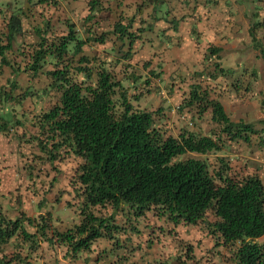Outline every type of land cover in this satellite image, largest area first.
Masks as SVG:
<instances>
[{"label": "trees", "instance_id": "16d2710c", "mask_svg": "<svg viewBox=\"0 0 264 264\" xmlns=\"http://www.w3.org/2000/svg\"><path fill=\"white\" fill-rule=\"evenodd\" d=\"M81 1V30L68 20L62 34L53 33L51 24L50 13L59 5L58 0L30 2L32 10L8 6L0 10L1 23H5L0 26V77L6 69L10 71L0 85V139L33 148L29 156L19 155L21 167L18 164L11 177L28 178L34 192L40 189V174L35 171L38 163L54 166L72 158L76 167L69 185L74 201L67 206L79 210V220L63 231L52 226L50 210L33 217L22 211L16 217L0 212V264H39V257L41 264H46L57 261L55 254L75 260L98 239L113 240V234L122 232L136 238L143 234L145 242L141 243L149 247L154 237L145 234L143 228L152 216L166 219L173 227L206 230L213 238V256L224 258V264H264V240L260 241L264 238V184L260 170L248 168L245 162L243 170L236 168L243 157L235 152L233 159L206 157L235 144L250 147L257 143L261 151L264 149V125L257 131L252 124L232 122L219 100L223 93L239 95L241 100L249 98L258 73L246 67L240 72L226 68L220 62V48L196 43L201 48L194 54V62L203 68L192 70L193 82L187 85L178 110H194L198 118L208 114L213 127L207 135L182 130L173 137L157 120L161 109L140 110L132 102L150 94L152 79L160 76L150 61L139 66L141 71L148 70L152 79H142L134 72L119 79L105 59L85 50L89 45H103L110 36L119 46L111 50L122 53V60L114 62L131 61L135 43L147 42L143 36L153 31L155 22L169 23L177 32L178 23L166 18L170 11L155 9L166 1L142 0L133 16L120 15L109 31L100 33L95 29L104 12L111 10L110 0ZM192 1L176 3V8L185 4L192 12L188 7ZM151 6L148 20L143 15ZM191 30L197 42L199 30ZM259 34L264 38V21L258 20L250 27L249 37L264 69ZM105 53L107 59L110 53ZM21 75L31 82L44 78L46 86L40 90L30 84L22 88ZM172 76L184 77L181 70ZM124 80L131 85L126 86ZM132 87L134 93L130 95ZM34 99H46V105L39 112L25 113L24 101ZM16 107H21L19 116ZM190 154L206 158H190ZM55 182L54 175L49 183ZM122 206L126 224L117 225L115 215ZM107 208L111 212H106ZM142 224L145 226L140 227ZM185 248L193 253L192 244ZM49 250L54 253L44 255ZM187 256L192 264L207 258L205 253Z\"/></svg>", "mask_w": 264, "mask_h": 264}, {"label": "rangeland", "instance_id": "374dc122", "mask_svg": "<svg viewBox=\"0 0 264 264\" xmlns=\"http://www.w3.org/2000/svg\"><path fill=\"white\" fill-rule=\"evenodd\" d=\"M29 1L35 4L38 0H8V3L11 7L22 8L24 5L30 3ZM240 2L242 5H240L238 9L240 13L242 11V14H237V19L240 20L241 25H244L246 16H249V14H243V7L250 12L253 11V7L256 4L255 2H250L249 0H241ZM116 4V1L113 0L110 4L111 10H109L108 13L105 11L101 18H99L100 24L95 29L96 33L109 31L110 26L117 20L119 17L118 14H120L122 10L117 8ZM130 5L132 8L131 10L126 9L125 16H133L132 1L130 2ZM55 7L57 6L55 5ZM58 7L59 8L51 10L52 32L55 34L66 33V17H69L68 19L70 22L76 23L77 28L81 30V22L79 21L84 15L83 5L77 0L75 1L72 10L70 9L72 7L70 4H59ZM257 8L261 9V12H258L257 14L260 16V21H264L263 0L259 2ZM106 13L107 15L105 16ZM148 13L149 10H145L143 16L149 20L150 18L147 16ZM147 37H149L148 34L143 36L144 41H147L145 44L135 43V52H133L132 60L126 63L119 62V64H116L114 62L117 58L122 60V53L116 52L114 49L111 50L112 48H118L119 46L114 45V40L110 36L106 37L103 45H89L85 48V50L90 55H97L102 59H105L108 62L109 69L113 73H116L119 76V79H122L124 75L129 74L130 72H134L135 74L137 73L143 77L142 79H152L148 70L141 71L139 66L141 63L143 64L150 61L153 67L152 69L157 71V73H160V76L159 78L157 77L152 79V92L150 94H145L138 102L132 100L133 105L140 110H147L150 112L161 109L162 115L157 116V120L162 123L164 130L166 129L168 134L173 137L179 135L182 130H187L194 134L200 133L201 135H207L208 131L213 127L208 114L198 118L194 110H191V112H186L185 110L182 112L178 110L183 94L188 92L187 85L193 82V79L191 78L193 72L192 70L197 69L200 71L203 66L196 65V63L193 62V52L188 46L181 47L180 44L173 46H159L157 44L149 46L148 44H150V41ZM245 37L246 36H242L240 45H237L236 47H223V52L220 58L222 60L221 65L226 68L231 67L236 69L237 72H240L246 67L249 70H253L258 73V79L253 82L252 94L249 98L241 100L239 95L236 97L235 95H227L226 93H223L219 96V100L232 122L252 124L254 129L260 131L262 129V124L264 125V104H262V100L264 99L263 62L259 57L258 51L253 48L250 38L249 43L244 42L243 39ZM261 37V34L257 35L259 42L264 47V38ZM27 38L28 37H25V41L28 43L30 40ZM137 49L139 50L138 52ZM196 49L200 52L198 47ZM230 49H235L237 52L231 56L229 53ZM105 51L110 53V56H108L107 59ZM160 68H164L165 71L160 72ZM179 70H181L184 77L180 78L179 76L177 78H173L174 76L172 75ZM9 73L10 71L6 69L4 75L9 76ZM4 75L3 78L0 77V85L3 84ZM44 80V78H40L31 82L28 80L26 75L20 76V84L22 88H25L26 85L30 84L34 86V89L40 90L46 86V82ZM124 84L126 86L131 85L130 81L125 80ZM129 90L130 95H132L134 93L133 87ZM45 105L46 99L44 102H37V99H34L32 101H24L22 107L24 112L28 113L31 110L39 112V110L43 109ZM20 111L21 107H16L15 113L17 116H19ZM252 145L253 146L247 147L245 145L235 144L231 149L225 148L221 152L210 153L206 157L208 160L213 159L216 155L233 159L234 152L240 154L244 161L242 160L241 163L238 162L236 168L243 170L244 168H242V166L245 162V164L249 165L248 168L259 169L260 176L264 184V149L261 151L260 144L254 143ZM240 146L244 147L239 150ZM261 147L264 148V144ZM29 152L33 153V148L31 146H24V143L21 142L18 144V142L14 140L8 141L6 138L2 140L0 139V199L3 200L5 206L10 208L11 216L14 214L18 215V211H22L30 217H33L38 213H45L46 210H50L51 224L53 227H56L59 230L69 228L74 224V222L79 220L78 208H69L67 206V203L74 201L72 200L73 193L71 191L72 188L69 185V179L73 175L74 168L76 167L75 161L72 158H68L63 162L54 164V166L44 162L38 163L39 166H36L37 168L35 171L40 174V181L37 182L40 189L33 192L30 182L27 181L28 178L20 177L19 179L11 177L13 170L18 167V164L19 167H21L19 155H21V153H25L26 156H29ZM188 156L195 159L206 158L195 154H190ZM32 164L35 165L33 162ZM54 175L56 182L51 185L49 182ZM43 199L44 202H42ZM193 227L194 226L190 227L191 234L198 230L195 228L196 226L194 228ZM152 232L157 233V231H153L152 228L147 227V233L145 232V234L150 235L152 238L154 237V233ZM157 239V237H154L153 241L156 242ZM136 240L139 241L140 238H136ZM263 240L264 238L260 241ZM119 244L124 246V242H120ZM194 246L195 245H192L193 250ZM206 254L209 253L206 252ZM216 264H224V258L219 257Z\"/></svg>", "mask_w": 264, "mask_h": 264}, {"label": "crops", "instance_id": "0c3cea01", "mask_svg": "<svg viewBox=\"0 0 264 264\" xmlns=\"http://www.w3.org/2000/svg\"><path fill=\"white\" fill-rule=\"evenodd\" d=\"M75 1L77 0H58L60 5L70 4L72 6L70 8L71 10L74 7ZM78 1L80 3L82 2L81 0ZM112 1L113 0H110V4L112 3ZM115 1L117 3V8L122 10V12L118 14V16H125L126 9L131 10L132 8L130 5L131 1L133 2L132 13L135 14L136 9L141 4L142 0ZM165 1L166 3L164 5H161L159 8L155 9L156 11H158L159 9L163 12L170 11L166 18L167 20L175 21L178 23V26L176 27L177 32H174L172 30L171 24L169 23L155 22L153 31L146 33L149 36L147 37V39L150 41V44L148 45L152 46L157 44L159 46H173L176 44H180L181 47L183 45H187L189 49H192L193 62L194 54L197 53V46L199 49L201 48L200 46L205 45L218 47L221 49V52L219 54L221 56L223 47H236L237 45H240L242 36H246L243 40L244 42L249 43V29L254 22L258 20L260 21V16L257 14L258 12H261V9L257 8V6L259 5V2H261V0H249L250 2H255L256 4L253 7V11L249 12L243 7V14H249V16H246L244 25H241L240 20L237 19V14H242V11L240 13L238 9V7L242 5V3L240 2L241 0H190L192 2L188 7L194 10L192 12L186 9L185 4L184 6L179 4L180 8H176V3H180L183 0ZM31 3L34 4L33 2ZM166 4L168 5L167 7ZM7 6L9 8L11 7L8 3V0H0V10H6ZM45 6H47L46 3ZM31 7L33 6H30V4L28 3L24 5L22 9L25 10L30 8V10H32L33 8ZM11 8L13 9L14 7ZM57 8L59 7L57 6ZM151 8L152 6L149 9V13L151 12ZM50 14L52 16V12ZM195 15L197 16L196 18L194 17ZM66 18V20L68 21L69 17ZM1 21L3 20L0 19V26L2 24L3 27L5 23H1ZM149 23L151 24L152 20H150ZM194 27L199 30L197 31L200 34L199 40L197 42L194 39V33L191 32V29H194ZM196 43H198L200 46H196ZM234 50H229L231 56H233L237 52L236 50ZM138 51L139 50L137 49V52ZM159 71L163 72L165 71V69L160 68ZM4 206L5 204L3 203V200L0 199V212L5 214L7 217L17 216L16 214L11 216L10 208ZM121 209L124 210V206H122V208L117 211V215H115L117 225H122L123 223H125L123 216L127 217L126 214L122 215V213L120 212ZM106 212H111V210L107 208ZM142 225L145 226L144 224ZM147 227L152 228L153 231H157V233H152H154V237L158 238L156 242H153V244H151L149 247L144 246L145 244L141 243L145 242L144 238L146 236L143 237V234H141L142 237H140V240L137 241L135 236H132L130 233L125 234L122 232L119 234H113V240H107L103 238L98 239L93 243L89 251L81 252L78 258H76L75 260H66L62 258L60 254H58L57 256L55 254V256L53 257H56L57 261H53L51 263L47 262L46 264H192L193 260L187 258V254L189 255V257H191V255L197 257L202 256V253L206 254V252L209 253L207 254V258H204L200 264H207L209 262L216 263L218 261L219 257L213 256L215 255L213 254V251L215 250L213 238L208 235L206 230H200L197 226H194L199 231L196 230L193 232V234H191V226L173 227L169 222L166 221V219H158L154 216L150 218L147 226L143 228L146 233ZM65 229L67 228H64V230ZM172 229L173 232H171ZM120 242H124V246L120 245ZM191 244L195 245L193 253H189L185 248V246ZM53 253L54 252L49 250L45 251L44 255ZM39 258L37 263L41 264L42 261H39Z\"/></svg>", "mask_w": 264, "mask_h": 264}]
</instances>
